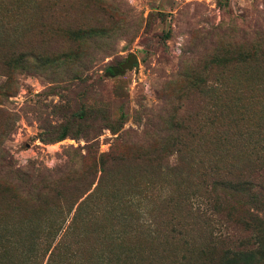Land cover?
Masks as SVG:
<instances>
[{
    "label": "rangeland",
    "instance_id": "374dc122",
    "mask_svg": "<svg viewBox=\"0 0 264 264\" xmlns=\"http://www.w3.org/2000/svg\"><path fill=\"white\" fill-rule=\"evenodd\" d=\"M23 15L24 49L47 60L43 66L28 60L19 71L15 60H6L14 36L1 33L0 177L8 174L9 162L56 171L66 147L85 144L82 138L40 139V120L61 121L56 104L124 117L118 132L101 130L98 152H107L124 131L125 139L141 144L153 138L183 146L203 141L202 134L216 126L218 99L226 94L254 95L264 112V90L247 87L250 48L257 30L264 29V0H43L36 10L30 2ZM68 50L75 51L74 59L56 66L51 58ZM171 121L191 132L168 131ZM159 127L167 131L158 137ZM176 157L175 152L170 160ZM9 203L11 226L33 218L40 240L50 242V250L56 244L48 264H188L181 235L164 243L150 241L149 233L112 247L120 244L101 232L107 231L99 227L104 222H72L74 208L63 218L54 201L30 209Z\"/></svg>",
    "mask_w": 264,
    "mask_h": 264
},
{
    "label": "trees",
    "instance_id": "16d2710c",
    "mask_svg": "<svg viewBox=\"0 0 264 264\" xmlns=\"http://www.w3.org/2000/svg\"><path fill=\"white\" fill-rule=\"evenodd\" d=\"M30 2L36 10L43 0H0V39L3 32L14 36L6 60H15L19 71L28 60L37 66L47 60L23 47V14ZM254 37L247 87L264 90V29ZM74 55L68 50L51 60L58 66L59 60H73ZM247 95L219 97L216 126L202 134L203 141L183 146L153 138L141 144L125 139L124 131L107 152H98V135L103 128L118 132L124 117L113 118L109 111L101 116L100 109L91 106L72 111L56 104L54 113L61 121L40 120V139L82 138L85 144L66 147V159L56 171L7 163L8 174L0 177V264H43L45 259L48 264L56 252V244L50 250V242L40 240L33 218L20 227L9 224V200L25 209L54 201L63 218L74 208L72 222H104L99 227L107 231H100L120 244L112 247L149 233L154 235L150 241L167 243L175 234L185 237L188 264H264V112L257 110L254 95ZM172 122L168 131L191 132L185 124ZM164 131L159 127L157 136Z\"/></svg>",
    "mask_w": 264,
    "mask_h": 264
}]
</instances>
